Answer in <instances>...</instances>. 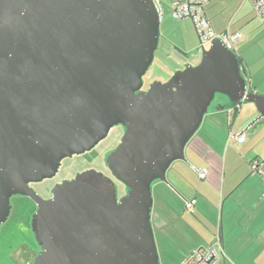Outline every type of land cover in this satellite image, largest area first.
<instances>
[{"label": "water", "instance_id": "obj_1", "mask_svg": "<svg viewBox=\"0 0 264 264\" xmlns=\"http://www.w3.org/2000/svg\"><path fill=\"white\" fill-rule=\"evenodd\" d=\"M159 25L153 0H0V225L13 195L37 202L33 264H161L152 183L185 161L216 94L254 105L246 129L264 119V96L248 91L238 56L219 39L197 64L138 91ZM116 124L125 131L106 164L127 188L119 199L94 169L56 184L47 200L28 186Z\"/></svg>", "mask_w": 264, "mask_h": 264}, {"label": "crops", "instance_id": "obj_2", "mask_svg": "<svg viewBox=\"0 0 264 264\" xmlns=\"http://www.w3.org/2000/svg\"><path fill=\"white\" fill-rule=\"evenodd\" d=\"M211 1L207 4L209 9L220 5L215 0L210 7ZM208 20L216 33L225 30L241 32L232 28L234 19H224L217 12H213ZM181 23L175 21V31ZM165 41L171 42L168 38ZM171 43L187 58L194 52L187 45L186 38L178 41L175 36V44ZM238 47L240 44L236 45ZM236 55L240 59L248 91L258 92L255 84L259 87L264 85V82L256 80L259 70L255 74L249 63L246 64L238 55V50ZM243 102L235 108L226 97L213 109H208L199 129L185 146V161L171 164L167 170V183L157 181L160 187L157 193L153 191L151 224L158 234L156 243L161 264H180L191 250L209 244L218 228L224 255L214 264H264V182L250 168L252 159L264 161V119L246 129L258 113L252 103ZM256 124H261L262 131L254 128ZM230 130L243 131L245 139L241 142L230 139ZM174 165L175 175L171 173L172 177L170 172H173ZM200 169L207 170L204 178L197 173ZM171 196L175 198V208L170 202L164 205ZM189 200L195 201L191 211L185 209ZM174 234L175 255L172 257L173 253H169L163 240L169 239L168 236L172 238Z\"/></svg>", "mask_w": 264, "mask_h": 264}, {"label": "rangeland", "instance_id": "obj_3", "mask_svg": "<svg viewBox=\"0 0 264 264\" xmlns=\"http://www.w3.org/2000/svg\"><path fill=\"white\" fill-rule=\"evenodd\" d=\"M161 2V9L159 12V41L157 45V49L154 53V59L150 67L148 68L146 74L143 76V82L145 85L149 82L158 80V81H166L169 79V77L173 74V69H183L186 65L191 64L195 65L199 62L201 57V47L199 44L198 36L194 30V27L192 25V21L189 18L184 19H174L170 15V9L172 6V2L175 0H159ZM220 2V5L215 8H210L206 5L205 7V13L207 15V18H210L213 12H217L218 14L222 15V18L224 19H234L232 28L240 29L243 35L242 41L237 43V45L240 44V47L238 49L236 48L235 52L238 50V55L242 58L246 64L250 65L253 68L254 73L259 70V74L256 76V80L263 83L264 82V22H261L259 17L256 15L252 4L250 1L245 0L244 3L242 1L244 0H217ZM213 2L215 0H212L210 3L213 6ZM217 2V3H218ZM161 13V14H160ZM175 21H182L180 26H176L177 31H175ZM252 22V23H250ZM248 23L250 25L248 27H245ZM245 27V28H244ZM184 34H183V33ZM175 36L176 39L179 41V39L186 38L187 39V45L189 47H192L193 51L189 58L186 57V54L183 52L178 51L174 48L173 42L175 44ZM165 38L169 41H165ZM257 74V73H255ZM257 82V81H256ZM255 89L258 91L256 92L259 95L264 96V85L259 87L255 84ZM226 96L221 94H216L212 103L209 106V110L213 109L217 103L221 99H225ZM244 103V102H243ZM249 103V102H246ZM256 130H261V124H256L255 127ZM92 152L85 153L82 155L73 156L65 161H63L64 169L62 167L60 168V171L56 175L57 177L68 174L71 172H75L76 170H79L82 166V164L86 162L91 156L94 155ZM175 175V165L173 166V172H170V176L173 177ZM158 180L154 181L151 185V191L153 196V203H154V193L158 191L159 182ZM168 182L167 172H166V181L164 183ZM154 184L156 186H154ZM123 190V187L118 185V191L121 192ZM154 191V193H153ZM156 197V196H155ZM171 203V207L175 208V198L171 196L170 200H166V203L164 205H168V203ZM164 203V202H163ZM154 206V204H153ZM152 206V207H153ZM160 207L157 206V210H159ZM19 213L17 212L14 215L13 221H16V218L18 217ZM10 225V224H9ZM20 227V225H18ZM15 226V227H18ZM3 229V226H2ZM1 233V232H0ZM155 241L156 237H158V234L154 232ZM169 239L163 240L164 244L167 245V249L169 250V253L172 254V257L175 255V234L171 236ZM157 244V243H156ZM158 248V247H157ZM5 249H6V240L4 238V241H1L0 243V253H2V257H5ZM159 253V249H158ZM8 255V254H7ZM160 258V257H159ZM5 260V259H4ZM32 261V258L30 259ZM7 264V263H6Z\"/></svg>", "mask_w": 264, "mask_h": 264}, {"label": "flooded vegetation", "instance_id": "obj_4", "mask_svg": "<svg viewBox=\"0 0 264 264\" xmlns=\"http://www.w3.org/2000/svg\"><path fill=\"white\" fill-rule=\"evenodd\" d=\"M149 84L150 83L148 82L145 85L143 82L142 87L138 91H146ZM124 131L125 127L122 124L113 125L109 129L105 138L99 141L90 151L82 153L85 154L94 151V155L91 156L92 158L87 160L90 162L82 164L79 170L61 175L59 177L56 176L63 165V161L73 156H77L72 155L71 157L61 160L60 166L55 176L52 178L43 179L39 182H29L28 186L36 193L39 198L42 200H47L51 197L52 189L56 184H60L64 180H71L79 172L94 169L114 181L117 190V197L119 199L126 192L127 188L123 187V190H121L122 193H118V185L120 183L113 177L110 170L108 169L106 158L117 147ZM64 168L65 167L63 165L62 169ZM36 210L37 202L30 196L16 194L10 198L9 215L6 221L0 225V243L1 241H4V238L6 240L5 257H2V253H0V264H33L34 258L40 250V247L35 241V237L31 228L33 214L36 212ZM17 212L19 215L14 222L13 218ZM18 225H20V227ZM31 258L32 261L30 260Z\"/></svg>", "mask_w": 264, "mask_h": 264}, {"label": "built area", "instance_id": "obj_5", "mask_svg": "<svg viewBox=\"0 0 264 264\" xmlns=\"http://www.w3.org/2000/svg\"><path fill=\"white\" fill-rule=\"evenodd\" d=\"M211 0H175L172 2L170 15L174 19L189 18L192 21L194 30L198 36L201 48H208L214 39H219L226 49L236 54V45L242 39V34L239 31L225 30L216 33L205 13V7ZM253 6V9L258 17L264 20V0H248ZM158 13L161 9V2L153 0ZM161 14V13H160ZM242 72V68L240 65ZM245 79V77H244ZM246 81V79H245ZM238 108L239 105H235ZM229 138L235 141H243L245 139L244 132H234L230 130ZM251 172L263 178L264 182V161L254 158L250 162ZM200 177L206 176L207 170H197ZM264 196V188H263ZM194 200L186 201L185 209L191 211L194 205ZM222 255H224L223 242L220 229H216L213 233L211 242L204 246H199L191 250L180 262V264H214Z\"/></svg>", "mask_w": 264, "mask_h": 264}, {"label": "trees", "instance_id": "obj_6", "mask_svg": "<svg viewBox=\"0 0 264 264\" xmlns=\"http://www.w3.org/2000/svg\"><path fill=\"white\" fill-rule=\"evenodd\" d=\"M238 58H239V57H238ZM239 64H240V59H239ZM240 65H241V64H240ZM230 104H231L233 107L235 106V104H233V103H231V102H230Z\"/></svg>", "mask_w": 264, "mask_h": 264}]
</instances>
